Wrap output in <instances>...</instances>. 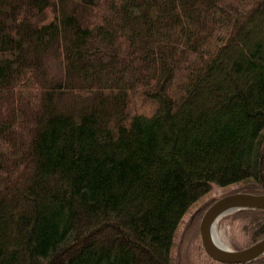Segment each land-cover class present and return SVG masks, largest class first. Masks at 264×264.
Returning <instances> with one entry per match:
<instances>
[{
	"label": "trees",
	"instance_id": "trees-1",
	"mask_svg": "<svg viewBox=\"0 0 264 264\" xmlns=\"http://www.w3.org/2000/svg\"><path fill=\"white\" fill-rule=\"evenodd\" d=\"M234 184L264 193V0H0V264H264L201 243Z\"/></svg>",
	"mask_w": 264,
	"mask_h": 264
},
{
	"label": "water",
	"instance_id": "water-1",
	"mask_svg": "<svg viewBox=\"0 0 264 264\" xmlns=\"http://www.w3.org/2000/svg\"><path fill=\"white\" fill-rule=\"evenodd\" d=\"M249 208L264 209V193H227L215 199L205 209L199 222V233L203 248L210 257L220 262L246 263L264 254V237L240 249L222 246L214 237L219 217L228 212Z\"/></svg>",
	"mask_w": 264,
	"mask_h": 264
},
{
	"label": "rangeland",
	"instance_id": "rangeland-1",
	"mask_svg": "<svg viewBox=\"0 0 264 264\" xmlns=\"http://www.w3.org/2000/svg\"><path fill=\"white\" fill-rule=\"evenodd\" d=\"M236 185L237 184H234V185H231V186H225V187H223V186L222 187L221 186H213L211 188L210 192L207 194V196H204V197L205 198L208 197L207 199H209V200L217 199L220 196H222L223 193L226 192L227 190L230 191L231 189L236 187ZM237 191H239V190H237ZM237 191H235V192H237ZM242 192H244V191H242ZM230 193H231V191H230ZM201 198L198 201H196L189 208L187 213L184 215L182 224H181V226L179 227V230H178V234L181 235V231H182L181 229L182 228L184 229V223L189 221V219H190L189 217H191L190 215H192L196 211V208L198 206H200V204H201V202L203 200V198L202 199ZM211 203L207 204V202H206L205 203L206 205L204 204L205 206L201 207V209H200V212H199L200 213V215H199L200 218H199V221H198V230H199V222H200V219L202 217V214L205 211V209ZM233 212H235V211H233ZM233 212H228V213L222 215L221 217H219L217 219L215 231H216V235L218 236L219 240L226 247L232 248V249H240V248H237V247L242 245L241 248H243V247H246V246L250 245V243H248L246 241L247 244L245 245L246 242H244V239H243V237H242V235H241V233L239 231V228H238V226L236 224V221H234V219L230 215H228V214L233 213ZM177 243L179 244L180 240L178 241V239H176V244ZM243 245H245V246H243ZM176 248H177V251H178V246H176L173 251H175ZM191 257H193L192 254H191Z\"/></svg>",
	"mask_w": 264,
	"mask_h": 264
},
{
	"label": "bare ground",
	"instance_id": "bare-ground-1",
	"mask_svg": "<svg viewBox=\"0 0 264 264\" xmlns=\"http://www.w3.org/2000/svg\"><path fill=\"white\" fill-rule=\"evenodd\" d=\"M236 211H237V210H236ZM215 228H216V227H215ZM214 237H215L217 243H219V244L222 245V246H225V245L219 240L218 236L216 235V231H214Z\"/></svg>",
	"mask_w": 264,
	"mask_h": 264
}]
</instances>
